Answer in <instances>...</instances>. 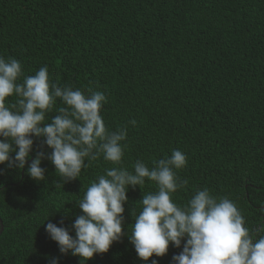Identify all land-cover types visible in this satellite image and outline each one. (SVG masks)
<instances>
[{
  "label": "trees",
  "instance_id": "trees-1",
  "mask_svg": "<svg viewBox=\"0 0 264 264\" xmlns=\"http://www.w3.org/2000/svg\"><path fill=\"white\" fill-rule=\"evenodd\" d=\"M0 55L19 60L25 75L46 65L60 84L104 92L105 124L128 126L129 169L137 159L151 166L173 149L184 152L188 165L178 175L189 191L175 194L178 203L192 187H207L236 202L250 226L264 220V0H0ZM42 147L35 139L33 158ZM109 166L93 162L63 187L48 160L47 184L6 168L0 264H48V257L80 264L60 254L42 224L63 220L74 236L81 212L73 201ZM141 198L139 187L129 190L125 228ZM181 250L152 259L172 264ZM87 264L144 262L125 235Z\"/></svg>",
  "mask_w": 264,
  "mask_h": 264
},
{
  "label": "clouds",
  "instance_id": "clouds-1",
  "mask_svg": "<svg viewBox=\"0 0 264 264\" xmlns=\"http://www.w3.org/2000/svg\"><path fill=\"white\" fill-rule=\"evenodd\" d=\"M106 103L102 91L56 82L46 65L25 75L19 60L0 55V175L6 168L26 169L33 181L47 184L42 162L48 160L59 178L55 184L63 187L80 180L93 162L110 165L73 201L81 212L72 224L74 236L63 220L60 226L49 216L43 222L60 254L87 264L126 235L144 264H158L152 258L165 257L170 247L182 249L172 264H264V220L250 226L236 202L207 187H192L187 201L178 203L175 194L189 191L188 181L178 175L188 165L179 149L151 166L137 159L129 169L128 126L113 130L105 124ZM50 113L55 115L49 122ZM128 123L135 127L137 122ZM34 138H42L43 147L33 158ZM153 185V191H144ZM137 187L142 198L133 206L134 222L125 228L128 192ZM47 259L60 264L59 257Z\"/></svg>",
  "mask_w": 264,
  "mask_h": 264
},
{
  "label": "water",
  "instance_id": "water-1",
  "mask_svg": "<svg viewBox=\"0 0 264 264\" xmlns=\"http://www.w3.org/2000/svg\"><path fill=\"white\" fill-rule=\"evenodd\" d=\"M3 229H4V225H3V222H2L1 217H0V235L3 232Z\"/></svg>",
  "mask_w": 264,
  "mask_h": 264
}]
</instances>
